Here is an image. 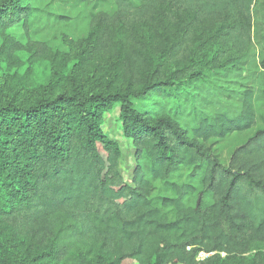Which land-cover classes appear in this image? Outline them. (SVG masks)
<instances>
[{
    "label": "trees",
    "instance_id": "obj_1",
    "mask_svg": "<svg viewBox=\"0 0 264 264\" xmlns=\"http://www.w3.org/2000/svg\"><path fill=\"white\" fill-rule=\"evenodd\" d=\"M22 1L0 0V57L19 50L8 30L19 22L28 28L32 9ZM113 1L102 26L136 27L163 16L167 30L190 19L182 40L162 52L170 64L188 54L195 28L208 20L222 19L228 40L240 41L255 3ZM95 33L96 52L109 50L106 28ZM165 65L134 53L126 87L115 89L89 77L59 92L57 79L35 89L0 87V264H221L223 254L241 257L264 243V86L236 97L235 111L212 113L171 101L183 79L203 74L184 67L170 75ZM145 100L151 110L135 108ZM116 104L140 162L133 185L119 171V145L102 127ZM253 131L225 166L215 145ZM202 253L213 255L201 260Z\"/></svg>",
    "mask_w": 264,
    "mask_h": 264
},
{
    "label": "rangeland",
    "instance_id": "obj_2",
    "mask_svg": "<svg viewBox=\"0 0 264 264\" xmlns=\"http://www.w3.org/2000/svg\"><path fill=\"white\" fill-rule=\"evenodd\" d=\"M22 7L32 9L27 29L19 22L7 34L18 42L19 50L6 59L0 57V87L27 86L38 88L52 79L58 80V92L74 80L93 78L97 85H108L112 89L126 87L131 74L125 70L126 63L134 53L142 54L147 60L162 66L164 72L173 74L184 67H193L189 72H201L202 80L183 79L171 101L205 108L208 112L235 111L240 101L235 99L245 90H258L264 86V69L261 66L264 52V0H255L252 8V23L249 33L240 41L230 42L228 29L222 19L205 21L195 28V40L187 47L188 54L172 64L167 63L163 50L179 43L190 19L182 18L164 29L163 16L152 17L147 24L127 27L121 24L102 26L103 14L115 10L113 0H23ZM106 28L110 36L109 50L97 53L95 30ZM4 38L0 34V49ZM246 42V43H245ZM46 51L40 52L39 45ZM5 58V59H4ZM166 74V75H167ZM210 93V95H209ZM206 97L212 104L202 102ZM194 102V104H192ZM150 101L136 102L135 108L151 110ZM264 114V108L261 110ZM260 125V124H259ZM103 131L115 141L122 157L119 171L127 184L133 185L140 162L135 157V144L128 139L120 119V104L104 115ZM253 132L234 135L215 145L217 154L229 166L236 147L247 141ZM213 254L202 253L199 259ZM221 264H264V243L252 252L238 257L222 255ZM124 264H138L126 261Z\"/></svg>",
    "mask_w": 264,
    "mask_h": 264
}]
</instances>
